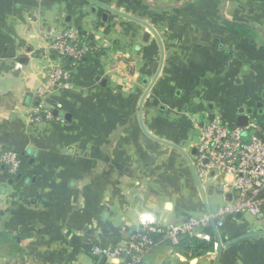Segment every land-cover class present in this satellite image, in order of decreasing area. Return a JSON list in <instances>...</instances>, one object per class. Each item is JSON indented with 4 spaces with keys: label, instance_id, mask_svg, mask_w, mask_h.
Here are the masks:
<instances>
[{
    "label": "crops",
    "instance_id": "crops-1",
    "mask_svg": "<svg viewBox=\"0 0 264 264\" xmlns=\"http://www.w3.org/2000/svg\"><path fill=\"white\" fill-rule=\"evenodd\" d=\"M95 1L0 0V152L24 156L21 177L0 169V264H96L93 247L108 248L141 221L170 225L201 218L195 197L182 200L177 191L154 186L170 164L167 156L157 158L156 145L187 161L204 213L213 212L217 192L202 186L204 202L182 140L195 135L194 119L226 118L218 112L225 106L236 120L239 107L264 97V0ZM103 5L149 23L162 43L145 24L107 13ZM229 23L244 24L251 34ZM61 30L98 47L81 60L60 59L50 45L51 32ZM156 61L162 68L152 82ZM57 64L70 72V85L54 90L46 103L62 108L35 125L36 91ZM118 210L122 226L98 228ZM145 213L153 220H144ZM215 229L210 224L204 231L216 247L218 241L224 246L220 264H264L263 222L230 216ZM155 238L142 264L216 262L217 251L192 256L168 237Z\"/></svg>",
    "mask_w": 264,
    "mask_h": 264
},
{
    "label": "built area",
    "instance_id": "built-area-1",
    "mask_svg": "<svg viewBox=\"0 0 264 264\" xmlns=\"http://www.w3.org/2000/svg\"><path fill=\"white\" fill-rule=\"evenodd\" d=\"M51 34V49L60 59L81 60L98 47L89 37L73 30ZM70 80V72L61 64L52 67L48 81L36 91L39 102L31 117L33 124L39 125L55 118V110L62 108V104H47L46 98L58 88H68ZM261 101L262 113L255 106L246 107L252 111L246 112L248 122L245 126L237 125L236 120L230 123L220 115L194 119L193 124L199 134L192 163L202 186L224 197V203L216 212L182 224L141 221L136 231L117 237L108 248L93 247L96 264H142L156 245V236L168 237L176 245L184 236L210 240L211 236L204 228L213 219L217 229L224 226L227 217L239 213L250 214L264 223V98ZM23 163L19 151L0 152V169L5 168L11 175L18 174Z\"/></svg>",
    "mask_w": 264,
    "mask_h": 264
},
{
    "label": "rangeland",
    "instance_id": "rangeland-1",
    "mask_svg": "<svg viewBox=\"0 0 264 264\" xmlns=\"http://www.w3.org/2000/svg\"><path fill=\"white\" fill-rule=\"evenodd\" d=\"M264 97H262L261 99H263ZM157 109V108H156ZM155 111H158L156 110ZM219 113L223 114L226 118L227 121H229L230 123H234L233 121L231 122V120L226 114H228L227 109L225 108V106L220 107L218 110ZM157 147H159V149L156 148V156L158 159H162L163 160V156H167L168 160L170 162L168 168H167V172H165L164 176L161 178L162 181L158 180L156 181L155 185L158 189H160L161 191H167L168 193H172L173 191H177L176 193L178 194V196L180 197V199L182 200H191L195 197L194 204H195V215H197L196 217H201L203 216L205 213V211H207L206 207L204 206V204H201V200L198 198V190L196 191L195 188L192 189V185H193V178L192 175L190 173V169L191 167L188 165L187 161L183 158L178 156L177 154L173 153L171 151V153L166 152V149H162L161 146L156 145ZM153 149L149 148V151L151 152ZM18 151V150H17ZM165 162V161H164ZM150 165H152V162H149ZM155 164V163H154ZM159 165V162H158ZM166 168L165 164H160L157 167V171H164ZM149 181H154V178L152 179L150 176L148 177ZM101 198V197H99ZM223 201V196L219 193H215L214 196L211 197V209L213 212H216L217 210V204H221ZM103 211L105 210V208H101ZM133 213V212H132ZM204 213V214H203ZM208 213V212H207ZM244 216L246 217H250V214H245ZM123 213H121L119 210L116 211V213L113 212L112 216L110 219L106 218L103 219L105 220V223L102 224L104 226V228L102 226L99 225V229H118L120 226H122L124 224V220H123ZM253 217V216H251ZM254 218V217H253ZM255 219V218H254ZM135 224H138V218L136 217L135 219ZM217 251V250H216Z\"/></svg>",
    "mask_w": 264,
    "mask_h": 264
},
{
    "label": "water",
    "instance_id": "water-1",
    "mask_svg": "<svg viewBox=\"0 0 264 264\" xmlns=\"http://www.w3.org/2000/svg\"><path fill=\"white\" fill-rule=\"evenodd\" d=\"M91 1H93L94 3H97V4H98V2H96L95 0H91ZM103 6L106 8L107 13H108V12H111V11H112V12H116V13H118V14H121V15L125 16V17H128V18H130V19H133V20H136V21H139V22L145 24V25H146V26H147L152 32H154V34H156V35L158 36L156 30H155V29H154L149 23L145 22V21L142 20L141 18H139V17H137V16H131V15H128V14H126V13L120 11V10H117V9L111 8V7L106 6V5H103ZM95 10H96V9L94 8V11H95ZM147 36L149 37V34H146L145 39H147ZM158 38L160 39L159 36H158ZM160 42H161V39H160ZM161 43H162V42H161ZM162 58H164V48H163V44H162ZM161 68H162V62H161V61H156V62L154 63V67H153L152 82H153V80L155 79V77L159 75V72L161 71ZM98 79H100V77H98ZM106 81H107V80H106L105 78H103V79L101 80V83H102V84H105ZM152 82H151V83H152ZM151 83H150V85H151ZM149 89H150V88H149ZM149 89L146 90L145 93H144V94L142 95V97H141V100H140V105H141V106H142V104H143V101H144L145 96H146V95L148 94V92H149ZM255 107L258 109L259 113H262V112H263V109H262V101L257 102V103L255 104ZM251 109H252V108H246L245 106H241V107H239V108L237 109V118H236V124H237V125H239V126H245V125L247 124V122H248V118H247L246 112H251V111H252ZM140 117H142V110H140ZM143 127H144V129L146 130V128H145L144 125H143ZM146 131H147V130H146ZM147 133H148L150 136H152L148 131H147ZM198 134H199V132L196 131V133H195V143H197V141H198ZM258 136H260V134H258ZM152 137H154V136H152ZM161 141L166 142V143H168V144H171V143L167 142L166 140H161ZM177 148H179V150H181L182 152H184V150H183L182 147L177 146ZM184 153H185V152H184ZM194 153H196V151H194L193 154H194ZM185 155H186L187 159L190 161L191 166L193 167L192 159L190 158V156H189L188 154L185 153ZM193 169H194V167H193ZM194 171H195V170H194ZM21 176H22V173H18V174H16V177H17V178H19V177H21ZM13 181H14V179L11 180V183H13ZM198 181H199V180H198ZM199 189H200V192H201L202 198H203L204 202L206 203V202H207V196H206V194H205V191H204V189H203L202 184L200 183V181H199ZM167 206H168V207H171V203L169 202ZM209 213H210V212H209ZM237 216H238V217H241L242 214L239 213V214H237ZM211 224L214 226V228L217 229V227H216V225H215V221H214V219L212 220ZM216 229H215V230H216ZM216 232H217V231H216ZM218 235H219V233H218ZM242 237H245V236H242ZM218 239H219V238H218ZM217 249H218V250H217V259H216L215 264H220V263H221V260H222V256H223V250H224V246H223V244H222L220 241H218V248H217Z\"/></svg>",
    "mask_w": 264,
    "mask_h": 264
},
{
    "label": "trees",
    "instance_id": "trees-1",
    "mask_svg": "<svg viewBox=\"0 0 264 264\" xmlns=\"http://www.w3.org/2000/svg\"><path fill=\"white\" fill-rule=\"evenodd\" d=\"M229 26L233 29H237L240 34H251L249 27L239 23H229ZM20 156L24 159L22 152H19ZM217 241L215 237H211L210 240L204 238H198L197 236H184L177 244L181 249L192 253V256L203 255L208 252H215Z\"/></svg>",
    "mask_w": 264,
    "mask_h": 264
},
{
    "label": "flooded vegetation",
    "instance_id": "flooded-vegetation-1",
    "mask_svg": "<svg viewBox=\"0 0 264 264\" xmlns=\"http://www.w3.org/2000/svg\"><path fill=\"white\" fill-rule=\"evenodd\" d=\"M198 142V141H197ZM182 144L188 147V154H192L194 151L197 150L196 143H195V135H190L186 139L182 140Z\"/></svg>",
    "mask_w": 264,
    "mask_h": 264
},
{
    "label": "bare ground",
    "instance_id": "bare-ground-1",
    "mask_svg": "<svg viewBox=\"0 0 264 264\" xmlns=\"http://www.w3.org/2000/svg\"><path fill=\"white\" fill-rule=\"evenodd\" d=\"M142 217L144 220H150V221L153 220V216L150 215L149 213L143 214Z\"/></svg>",
    "mask_w": 264,
    "mask_h": 264
}]
</instances>
